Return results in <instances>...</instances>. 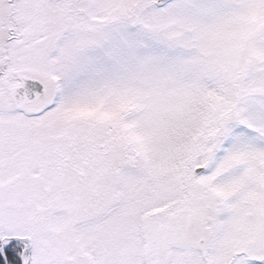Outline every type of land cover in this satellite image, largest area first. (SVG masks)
<instances>
[{
	"label": "snow or ice",
	"instance_id": "6c2138e0",
	"mask_svg": "<svg viewBox=\"0 0 264 264\" xmlns=\"http://www.w3.org/2000/svg\"><path fill=\"white\" fill-rule=\"evenodd\" d=\"M0 264H264V0H0Z\"/></svg>",
	"mask_w": 264,
	"mask_h": 264
}]
</instances>
